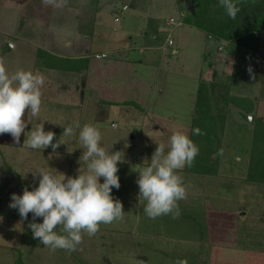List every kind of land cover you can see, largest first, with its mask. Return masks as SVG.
<instances>
[{
	"label": "crops",
	"instance_id": "obj_1",
	"mask_svg": "<svg viewBox=\"0 0 264 264\" xmlns=\"http://www.w3.org/2000/svg\"><path fill=\"white\" fill-rule=\"evenodd\" d=\"M104 1L78 0L83 8L78 15L65 17L58 23H54L53 19H44L45 21L41 22L44 26L36 27V35L29 38L36 41V46L32 45L36 51L32 62L33 72L42 74L45 78L40 121L37 122H43L45 131L55 132L53 143L61 138L65 126L76 121H79L81 127L86 123L92 124L102 133L101 146L110 153L121 151L124 159L118 163L120 188H113L112 195L114 199L122 201L123 207L129 206L124 211L138 209L144 221L141 226L136 223L132 228L129 222V228H124L129 235V231L138 228L137 225L142 231L141 229L160 222L159 217L150 219L144 213L146 202L139 201V186L136 182L139 173L136 169L149 163L148 160L158 146L157 142L164 144L165 136H171L173 130L180 129L190 135L193 117L197 113L201 79L209 85L208 91L212 95L216 88L225 86L224 82L211 78V74L217 70L230 73L248 72L247 69L251 67L253 71L264 72V27L226 38L209 34L205 29L185 20L187 15L197 9L194 0H145L142 4L138 0H130V7L123 11H120L121 5L126 0H120V12L117 11L114 15L103 11ZM41 2L42 5L38 6L47 9L44 6L47 4L42 0ZM259 4L264 6V0L258 1ZM67 7L72 5L67 4ZM90 8L94 9L90 11L92 15L88 14ZM0 17V23L9 20H5V10L0 11ZM175 21L181 23L176 25ZM143 26H147L143 34L145 37L141 34ZM157 32H165L166 36L163 42L151 44V41L155 43V37L160 36ZM169 33L174 40L172 45L165 44ZM52 40L59 41L62 50L54 48ZM193 41L199 44L198 54L201 57L198 55V63L190 57L188 43L192 44ZM26 43L28 44L27 41ZM8 44V47H11V43ZM75 47H79L80 51H68ZM173 47L177 48L176 53L171 52ZM110 50L114 53L112 57L95 54ZM8 51L2 55L5 62ZM168 53L172 54L169 62L165 58ZM154 56L160 58L158 62L154 61ZM245 82H233V86L243 88L247 85ZM257 105L259 114L264 116V99H258ZM225 106L220 101L218 109L214 105L211 109L213 112L226 113ZM233 112L230 119L237 120L243 117L241 112L245 113L238 107ZM122 113L129 124V138L124 143L109 141L103 121ZM247 116L250 121L252 115ZM228 117L230 116L226 117V121ZM24 118L27 119V112ZM112 124L115 126L114 122ZM31 128L29 123L25 133L21 134L19 144L15 143L10 134L0 135V178L6 173V176L12 177V182H15V179L19 183L11 193L0 194L3 203L8 202L12 192L23 194L28 183L32 185L30 190L38 187L39 177L34 176L32 172L37 169L59 171L69 177L78 175L80 167L82 172L86 171V165L79 163L83 152L78 138L79 129L75 130L73 136H62L65 143L60 144L53 152L51 146L46 149L23 146L26 133L31 131ZM180 174L186 187V197L178 202L180 217L173 220L178 233L175 238L180 247L202 246L206 244L205 241L202 240V244L195 241L194 244L191 239L193 236L186 239L187 236L182 233L197 230L199 220L195 202L203 197V189L209 187L212 180L217 182L216 178L221 175L203 174L185 168ZM229 189L226 192H229ZM127 214L134 215L125 211L124 215ZM32 220V213H29L27 220H22L17 209H4L0 212V264H13V250L23 248L25 240H30L32 247L46 248L47 256H55L50 248L33 238V233L30 238H26L25 230L32 231L28 227ZM42 220V217H37L35 222L42 223ZM122 223L124 221L117 220L111 224H101L99 231L91 236L96 240V245L116 248L110 238L117 237L118 231L113 227ZM136 236V241L140 236L148 240L153 238L143 233ZM108 242L111 243L107 245ZM223 245L219 246L225 247ZM227 245L226 247L230 246ZM1 249L6 251L1 253ZM102 252H98L99 258L107 256L105 252L102 256ZM115 253H110L109 258H116ZM33 262L36 263V260Z\"/></svg>",
	"mask_w": 264,
	"mask_h": 264
},
{
	"label": "rangeland",
	"instance_id": "obj_2",
	"mask_svg": "<svg viewBox=\"0 0 264 264\" xmlns=\"http://www.w3.org/2000/svg\"><path fill=\"white\" fill-rule=\"evenodd\" d=\"M105 1L103 3L105 13L114 15L117 11H121V9L119 11L120 0ZM143 1L145 0H138L140 4ZM38 4L42 5L41 0H0V11L5 10V20L9 19L5 23H0V60H5L2 55L10 50L6 62L4 61L10 74L20 69L33 71L32 62L36 51L32 48V45L36 46V41L29 38L36 35L34 33L36 27L44 26L41 22L46 19H53L54 23H58L65 17H74L80 11H83L78 0H66L65 7H53L51 4L44 5L47 9L38 6ZM67 4H71L72 7H67ZM93 10V8H90L88 14L92 15L90 11ZM13 15L14 17H11ZM12 22L13 24H10ZM52 25L50 24V26ZM30 27L33 28L30 29ZM146 28L147 26L141 28L142 36ZM158 34L160 36L155 37V43L151 41V44L163 42L166 33L157 32ZM9 42L11 47H8L10 46ZM51 44L57 50H62L59 41L52 40ZM188 44L190 57L192 56L193 60L198 63L201 57L198 54L199 44L196 41ZM68 51L79 52L80 49L75 47ZM113 55L114 53L111 52L109 57ZM171 55V53H168L165 56L168 59L167 62L170 61L169 57ZM159 59L158 56H154V61L158 62ZM253 74L244 71L230 73L220 70L211 74V78L217 82L225 83L223 88H216V91L211 95V103L216 109L219 107V102L223 101L222 90L229 91L231 94L237 93L251 97L254 100L255 108L250 113L241 112L243 117L237 120L230 119L231 114H234L233 111L237 108L236 105L232 102L226 104L228 108L225 115L230 117H228V121L225 118V128L222 130L224 147L222 154H220L219 169L216 173L221 176L216 178L217 182L212 180L210 186L203 189V197L195 202L196 215H198L199 220L197 230L182 233L187 236L186 239L193 236L191 239L194 244H196L195 241L201 243L202 240L206 244L196 247L179 246V242L175 238L178 237V233L174 228L173 220H177L180 216L175 218L171 214L161 216L157 225L147 226L146 229L140 231L138 225L141 226V222L144 223L142 216L139 214L140 211L138 209L134 211L125 210L134 213V215H124L121 220L124 223L113 227L118 231L117 237L115 239L110 238V241H114L113 245H116V248L97 246L96 240L85 233L83 234L82 243L77 246L76 251L69 253L63 249H57L52 251L55 254L52 258L49 255L47 256L48 250L46 248L32 247L29 243L30 240H25L23 248L18 247L13 250L15 254L13 264L15 262L16 264H26L27 262L28 264H264V182L250 179L248 172L250 166L248 156L251 149L250 131L254 126L253 115L261 116L264 119V116L259 114L260 110L257 105L258 99H264V72L255 70ZM233 82H245L247 85L243 88L234 87ZM246 114L252 115L250 121ZM125 118V114L122 113L103 121V126L108 131L107 138L109 141L124 143L129 138V124H127ZM113 122L115 126H113ZM169 139V135L164 138L166 151ZM256 158L258 159L255 161L259 160V157ZM4 177L0 178V194L10 192L16 185H19L15 179V182H12V177L6 176V173ZM27 187L30 190L32 185L28 183ZM228 189L230 191L226 192ZM7 201L3 203L0 196L1 211L13 209L9 207L11 198H8ZM128 207L124 206L123 208ZM129 222L132 224L131 228L136 223L138 228L135 231H129L128 235L126 234L128 231L124 228H129ZM142 226L144 228V225ZM25 233L27 239L32 236L30 230H25ZM142 233L153 238L148 240L140 238V236L136 241V235ZM173 237L174 240H172ZM111 242H108L107 245ZM222 244L225 247L219 246ZM227 244L230 246L226 247ZM101 250L103 251L102 256L105 252L106 257L99 258L98 252H101ZM5 251L1 249V253ZM114 252H116V258H109L108 255ZM34 260H36V263L33 262Z\"/></svg>",
	"mask_w": 264,
	"mask_h": 264
},
{
	"label": "clouds",
	"instance_id": "obj_3",
	"mask_svg": "<svg viewBox=\"0 0 264 264\" xmlns=\"http://www.w3.org/2000/svg\"><path fill=\"white\" fill-rule=\"evenodd\" d=\"M43 2L63 7L66 0ZM237 3L238 0H219V6L232 19L240 11ZM247 70L253 74L251 67ZM44 82L42 74L31 70L20 69L10 74L4 61L0 60V135L10 134L19 144L21 134L31 123V131L26 133L23 146L31 149L51 146L55 152L60 144L65 143L62 136H73L79 129L78 138L83 148L79 163L86 165V171L82 172L80 167L79 174L71 177L50 169L32 171L39 177L38 187L32 190L25 187L22 195L13 193L9 207L17 209L22 220H27L32 213L33 220L28 227L34 239L52 251L63 249L71 253L82 243L83 234L95 235L101 224L123 219V203L114 199L112 189L120 188L118 163L123 162L124 157L121 151L110 153L101 146L102 133L96 126L86 123L81 127L79 121L65 126L61 138L53 143L55 132L45 131L43 122H37L40 121ZM26 112L27 119L24 118ZM193 134L203 133L197 127ZM157 144L149 163L136 169L139 173L136 181L138 197L140 203L146 202L143 210L148 218L170 214L175 218L180 212L178 202L186 197L180 172L193 165L199 147L187 132L180 129L173 130L167 151L164 144ZM222 151L219 150L218 154ZM37 217L43 218L42 223L35 222Z\"/></svg>",
	"mask_w": 264,
	"mask_h": 264
},
{
	"label": "trees",
	"instance_id": "obj_4",
	"mask_svg": "<svg viewBox=\"0 0 264 264\" xmlns=\"http://www.w3.org/2000/svg\"><path fill=\"white\" fill-rule=\"evenodd\" d=\"M197 9L185 17L187 22L205 29L209 34L232 38L261 30L264 27V6L258 5L260 0H238L240 11L235 19L229 17L219 6V0H194ZM40 54V53H39ZM41 55V54H40ZM212 87L215 88L212 83ZM209 85L201 79L197 99V113L193 117L190 137L199 147V154L191 167L186 170L216 174L220 164L219 150H223L224 141L222 130L225 128V113L213 112L211 109V95ZM222 102L226 105L231 102L240 109L250 113L254 110V100L245 95L231 94L222 91ZM211 96V97H210ZM225 106L226 109L228 106ZM254 126L251 132V149L249 151V178L264 182V119L253 115ZM199 127L202 135H194L193 129ZM259 157L258 163L255 161ZM1 212V210H0ZM16 264V262H15Z\"/></svg>",
	"mask_w": 264,
	"mask_h": 264
},
{
	"label": "built area",
	"instance_id": "obj_5",
	"mask_svg": "<svg viewBox=\"0 0 264 264\" xmlns=\"http://www.w3.org/2000/svg\"><path fill=\"white\" fill-rule=\"evenodd\" d=\"M130 0H126L124 3H122V5H121V10H126L129 6H130V2H129ZM118 18V17H117ZM181 23V21H175V24L176 25H178V24H180ZM174 43V40H173V38H172V35H171V33H169L168 34V36H167V40H166V43L165 44H168V45H172ZM164 44V45H165ZM111 51L112 50H110V51H101V52H99V53H95L96 55H98V56H102V57H107V56H109V54L111 53ZM171 52L172 53H176L177 52V48L176 47H173L172 49H171Z\"/></svg>",
	"mask_w": 264,
	"mask_h": 264
}]
</instances>
